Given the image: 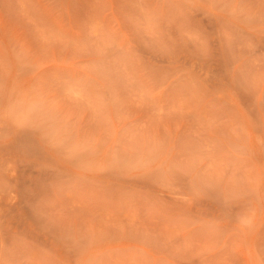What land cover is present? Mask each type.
<instances>
[{
	"label": "rangeland",
	"instance_id": "374dc122",
	"mask_svg": "<svg viewBox=\"0 0 264 264\" xmlns=\"http://www.w3.org/2000/svg\"><path fill=\"white\" fill-rule=\"evenodd\" d=\"M0 264H264V0H0Z\"/></svg>",
	"mask_w": 264,
	"mask_h": 264
}]
</instances>
